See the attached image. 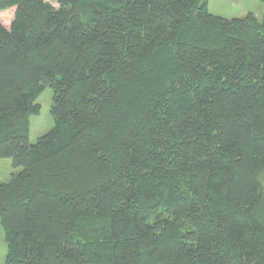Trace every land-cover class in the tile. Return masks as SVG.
Here are the masks:
<instances>
[{
	"label": "trees",
	"instance_id": "1",
	"mask_svg": "<svg viewBox=\"0 0 264 264\" xmlns=\"http://www.w3.org/2000/svg\"><path fill=\"white\" fill-rule=\"evenodd\" d=\"M264 5V0H259ZM5 264H264V9L0 0ZM51 88L53 127L29 142Z\"/></svg>",
	"mask_w": 264,
	"mask_h": 264
},
{
	"label": "rangeland",
	"instance_id": "2",
	"mask_svg": "<svg viewBox=\"0 0 264 264\" xmlns=\"http://www.w3.org/2000/svg\"><path fill=\"white\" fill-rule=\"evenodd\" d=\"M54 6H58V0H46ZM210 3V10L218 16L225 18L242 17L251 12L259 20L262 18L264 5L259 0H207ZM209 5V4H208ZM14 7L0 11V20L10 25L13 19ZM52 99V90L47 87L36 99L40 105V111L37 115L29 117V142L35 143L36 140L46 134L53 127V119L50 115V105ZM21 168L12 166L11 159L0 158V184L8 181L12 174L17 173ZM6 244L3 237V231L0 227V264H5Z\"/></svg>",
	"mask_w": 264,
	"mask_h": 264
},
{
	"label": "crops",
	"instance_id": "3",
	"mask_svg": "<svg viewBox=\"0 0 264 264\" xmlns=\"http://www.w3.org/2000/svg\"><path fill=\"white\" fill-rule=\"evenodd\" d=\"M209 4V8H210V3H208ZM212 12V11H211Z\"/></svg>",
	"mask_w": 264,
	"mask_h": 264
}]
</instances>
